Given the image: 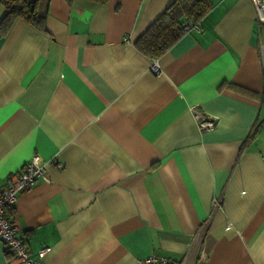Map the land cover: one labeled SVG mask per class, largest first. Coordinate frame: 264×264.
I'll return each mask as SVG.
<instances>
[{
  "label": "crops",
  "instance_id": "0c3cea01",
  "mask_svg": "<svg viewBox=\"0 0 264 264\" xmlns=\"http://www.w3.org/2000/svg\"><path fill=\"white\" fill-rule=\"evenodd\" d=\"M171 1L49 0L0 33V188L34 153L48 177L7 210L30 257L264 264V23L210 0L154 72L133 42Z\"/></svg>",
  "mask_w": 264,
  "mask_h": 264
},
{
  "label": "trees",
  "instance_id": "16d2710c",
  "mask_svg": "<svg viewBox=\"0 0 264 264\" xmlns=\"http://www.w3.org/2000/svg\"><path fill=\"white\" fill-rule=\"evenodd\" d=\"M65 1L70 3L72 0ZM48 2L49 0H0V4L6 9L0 20V33L7 30L15 17H21L43 29ZM210 7V0H172L134 40V47L146 56L156 59L182 36L185 32L184 23H197Z\"/></svg>",
  "mask_w": 264,
  "mask_h": 264
},
{
  "label": "built area",
  "instance_id": "2783aa9c",
  "mask_svg": "<svg viewBox=\"0 0 264 264\" xmlns=\"http://www.w3.org/2000/svg\"><path fill=\"white\" fill-rule=\"evenodd\" d=\"M256 8V18L258 22L264 23V0H252ZM196 23H184V31L195 28ZM150 69L154 72L159 71L156 59H152ZM194 118L198 122V126L202 129L212 128L213 119L201 113L194 106L192 107ZM58 165H61L59 162ZM48 177L45 173L42 158L37 154H32L23 164L20 171L11 174L3 188H0V242L3 244L4 251L9 253L13 262L22 264H46L43 260L46 249L41 248L37 251L36 257L28 255L25 243L22 237L16 235V225L13 219L8 215L7 210L12 208L15 203L16 195L22 190H26L40 181H47ZM217 199L212 201V205L216 206ZM169 259L165 256L150 254L139 259L136 264H169ZM174 264H185L184 260H180Z\"/></svg>",
  "mask_w": 264,
  "mask_h": 264
}]
</instances>
